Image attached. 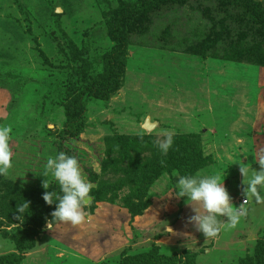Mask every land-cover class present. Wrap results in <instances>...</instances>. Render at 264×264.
Returning a JSON list of instances; mask_svg holds the SVG:
<instances>
[{"label": "rangeland", "instance_id": "1", "mask_svg": "<svg viewBox=\"0 0 264 264\" xmlns=\"http://www.w3.org/2000/svg\"><path fill=\"white\" fill-rule=\"evenodd\" d=\"M0 125V264H264V0H0ZM60 152L94 185L81 225L43 200ZM174 173L224 178L238 225L206 239Z\"/></svg>", "mask_w": 264, "mask_h": 264}, {"label": "clouds", "instance_id": "2", "mask_svg": "<svg viewBox=\"0 0 264 264\" xmlns=\"http://www.w3.org/2000/svg\"><path fill=\"white\" fill-rule=\"evenodd\" d=\"M11 133L10 126L0 125V176L9 175L13 167ZM172 143V138L169 136L159 142L157 147L166 155ZM260 167L261 171H254V174L247 179V183H244L247 185L246 193H250L258 200L260 193L264 192V162ZM174 175L179 177L176 182V196L187 198L185 203L191 205L195 213L188 219V223L193 224L206 239L217 237L222 226L235 228L238 225L244 209L232 204L224 186V178L222 179L220 175L201 173L184 176L174 173ZM41 176L45 178L44 189H49L51 180L56 181L59 186V193L46 191L43 195V200L48 205L56 204L51 214L53 221L70 223L73 226L85 223L87 219L85 206L92 199L94 185L83 175L78 159L63 152L49 157ZM26 208H29L27 202L18 208V212L23 214ZM224 217L227 218V222L224 221Z\"/></svg>", "mask_w": 264, "mask_h": 264}, {"label": "trees", "instance_id": "3", "mask_svg": "<svg viewBox=\"0 0 264 264\" xmlns=\"http://www.w3.org/2000/svg\"><path fill=\"white\" fill-rule=\"evenodd\" d=\"M166 158H167V156H166ZM169 158H170V156H169ZM181 160H182V159H179V160L176 161V163H175L176 166L179 165V169H180V167H183V163H184V164L186 163L187 166L190 167V168L192 169V172H193L195 169H197V165H196V164H199L193 156H188L185 160H183V161H181ZM175 164H174V165H175ZM159 167H160L162 170H167L168 168H170V167L163 168L161 165H159ZM119 171H120V170H119ZM55 206H56V204H52V205H48V204H46V208H49V209H55ZM44 210H45L44 207L41 208V210H40V212H39V214H38V218L36 217V219H35V218L33 219V222L36 223V225H38V224H42L41 222L43 221V220H42L43 217H40V215H41V213H42ZM46 210H47V209H46ZM37 219H38V222H39V223L36 221ZM16 244H17V243H16ZM32 246H33L32 244L27 245V246H23L22 244H19V245L16 246V250H24V249H26L27 247L30 248V247H32ZM6 257H7V259H10L11 261H15L16 259H19V257L16 256V255H14V254H9V255H7ZM20 261H21V259H19L18 264H21ZM8 264H11V263L8 262Z\"/></svg>", "mask_w": 264, "mask_h": 264}, {"label": "water", "instance_id": "4", "mask_svg": "<svg viewBox=\"0 0 264 264\" xmlns=\"http://www.w3.org/2000/svg\"><path fill=\"white\" fill-rule=\"evenodd\" d=\"M158 124L156 122L152 123L150 122L148 119L145 120L144 124H143V128L146 131H151V129H153L155 126H157Z\"/></svg>", "mask_w": 264, "mask_h": 264}, {"label": "built area", "instance_id": "5", "mask_svg": "<svg viewBox=\"0 0 264 264\" xmlns=\"http://www.w3.org/2000/svg\"><path fill=\"white\" fill-rule=\"evenodd\" d=\"M246 203H247V201H243V204H245V205H246Z\"/></svg>", "mask_w": 264, "mask_h": 264}]
</instances>
